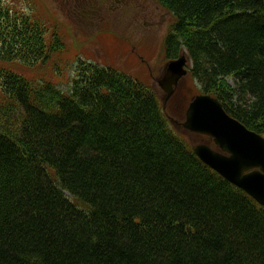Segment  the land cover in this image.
Segmentation results:
<instances>
[{
	"label": "trees",
	"instance_id": "16d2710c",
	"mask_svg": "<svg viewBox=\"0 0 264 264\" xmlns=\"http://www.w3.org/2000/svg\"><path fill=\"white\" fill-rule=\"evenodd\" d=\"M155 1L174 16L164 59L183 47L200 92L264 135V0ZM12 11L0 0L1 59L65 48ZM0 85V264H264V206L200 160L149 85L83 59L68 92L6 70Z\"/></svg>",
	"mask_w": 264,
	"mask_h": 264
},
{
	"label": "rangeland",
	"instance_id": "374dc122",
	"mask_svg": "<svg viewBox=\"0 0 264 264\" xmlns=\"http://www.w3.org/2000/svg\"><path fill=\"white\" fill-rule=\"evenodd\" d=\"M4 2L9 8H13L14 11H22L29 15L30 19L35 21L37 25H43L47 39L51 38V32L57 26L56 31L60 30V33L68 43L62 51L53 53L49 58L39 60L31 65H25L18 60L0 58V71H13L29 77L45 78L55 83L56 87L60 88L63 92H68L71 79L74 75V63L80 58L112 65L134 76L144 84L150 85L152 80L142 73L145 70V66L143 65L144 56H141L140 53H143L144 49L140 44L144 48L146 46L153 48L154 52L150 56L149 61L154 65H158L163 60L162 42L164 36L169 31L174 19L172 13L166 10L163 12L159 9V12H155L156 26H152L150 24L152 21L151 17L148 15L141 16L133 12L131 20L125 22L123 25L130 27L136 37L143 35L138 38L140 43L138 44L131 42L132 40L129 38L128 32H123L121 29L111 31V35L101 40L97 39L94 35H85L64 15V12L61 10L60 0H4ZM128 42L131 43L126 44ZM99 46L103 53L107 55L100 53L102 56L98 58L94 50L98 49ZM228 81L234 83V79L232 78L228 79ZM199 87V84L189 74L180 84L177 95L179 99L182 96L184 103H187L191 95L199 92ZM152 89L158 94V88L154 87ZM170 128L182 135L187 141L191 142L196 139L190 132H184V130L176 131L171 124ZM222 153L227 155L226 152Z\"/></svg>",
	"mask_w": 264,
	"mask_h": 264
},
{
	"label": "water",
	"instance_id": "95a60500",
	"mask_svg": "<svg viewBox=\"0 0 264 264\" xmlns=\"http://www.w3.org/2000/svg\"><path fill=\"white\" fill-rule=\"evenodd\" d=\"M186 56L182 53L164 65V77L159 81L165 91L164 101L186 73ZM180 126L211 137L215 145L227 155L203 143L193 147L194 153L211 169L264 206L263 135L232 117L224 110L222 103L210 94H197L191 98L185 120Z\"/></svg>",
	"mask_w": 264,
	"mask_h": 264
},
{
	"label": "flooded vegetation",
	"instance_id": "af4514ba",
	"mask_svg": "<svg viewBox=\"0 0 264 264\" xmlns=\"http://www.w3.org/2000/svg\"><path fill=\"white\" fill-rule=\"evenodd\" d=\"M61 10L67 19L72 22L79 30L85 32L86 35H95L96 37L111 34V30L122 28L133 33L130 27L123 25L131 20L133 12L141 16H149L152 18L150 24L156 26V14L159 12V6L154 0H60ZM136 37V40L140 38ZM131 39L132 36L130 35ZM151 54L153 50L151 47ZM145 57V56H144ZM147 57L143 58L146 65ZM163 63L161 65L147 64L145 74L151 79H159L163 75ZM158 79V80H159ZM154 87V86H153ZM157 87H159L157 85ZM160 89V88H159ZM178 89V88H177ZM161 90V89H160ZM170 105H176L174 112L182 113L184 101L179 99L175 93L169 98Z\"/></svg>",
	"mask_w": 264,
	"mask_h": 264
},
{
	"label": "bare ground",
	"instance_id": "6f19581e",
	"mask_svg": "<svg viewBox=\"0 0 264 264\" xmlns=\"http://www.w3.org/2000/svg\"><path fill=\"white\" fill-rule=\"evenodd\" d=\"M49 44V43H48ZM182 49H183V47H182ZM184 50V49H183ZM190 62V59H189V57L188 56H186V63H185V65H184V67H188L189 66V63ZM152 88H154L153 86H151ZM154 90V89H153ZM154 92L156 93V91L154 90ZM157 96H158V94H156ZM45 165V164H44ZM256 201V200H255ZM257 202V201H256ZM259 204V203H258Z\"/></svg>",
	"mask_w": 264,
	"mask_h": 264
}]
</instances>
